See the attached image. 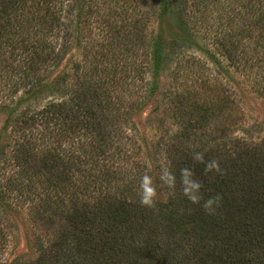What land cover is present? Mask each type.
Instances as JSON below:
<instances>
[{
	"label": "trees",
	"instance_id": "trees-1",
	"mask_svg": "<svg viewBox=\"0 0 264 264\" xmlns=\"http://www.w3.org/2000/svg\"><path fill=\"white\" fill-rule=\"evenodd\" d=\"M138 2L0 0V103L6 118L3 131L13 123V177L20 181V196L37 201L45 214L61 213L55 217L61 228L42 247L39 262L56 258L62 264H264V139L254 152L235 145L231 151L221 148L218 160L205 155V161L219 164L218 170L206 171L194 156L210 152L209 140L198 136V130L209 126L208 116L200 120L194 108L187 110L181 106L183 100L178 101L175 116L184 111L191 120L181 129L183 143L187 145L192 135L199 141L192 142L194 155L183 152L189 158L186 168L196 162L192 178L201 184L199 203L183 194L181 174L180 182L174 177V186L161 180L163 175L156 179L149 175L158 185L164 182L170 193L166 201L154 199L151 206L143 205L139 166H128L124 156L120 166L113 161L124 152L117 145L125 138L118 129L126 116L121 109L135 101L114 62L124 66L132 52L142 50L141 75H149L144 95H139L144 99L159 93L166 62L177 60L178 72H184L195 58L177 51L183 41H191L184 31L190 36L208 32L222 51L210 52L214 63H222V57L246 66L253 45L263 47L264 0ZM153 20L170 23L176 36L170 42L159 36L149 39ZM79 42L101 53L102 47H110L104 53L108 60L101 77L91 83L93 72L78 68L74 81L67 73L49 81L68 49ZM46 87L55 98L36 110L38 93ZM65 94L70 96L63 100ZM100 166L102 176L93 173ZM87 179L93 180L95 193L89 185L82 186ZM131 181L138 186L134 192ZM217 197L213 211H205L204 202ZM51 223L55 224L52 219ZM71 236L83 239L68 245Z\"/></svg>",
	"mask_w": 264,
	"mask_h": 264
},
{
	"label": "rangeland",
	"instance_id": "rangeland-1",
	"mask_svg": "<svg viewBox=\"0 0 264 264\" xmlns=\"http://www.w3.org/2000/svg\"><path fill=\"white\" fill-rule=\"evenodd\" d=\"M137 1L140 2V0ZM137 11L139 13L136 17H140V9L138 8ZM209 17L211 18L210 15ZM168 24L170 23L165 20H153L150 26L153 35H150L149 39L159 36L162 40L170 42V39L176 36L177 30L172 28V31ZM183 34L191 40V43L183 41V45L176 47L177 51L185 52L186 55L195 58H191L193 61L184 72H178L180 66L176 67L177 60L165 61L168 68L160 71V91L152 97L146 99L139 97V95H144V81L149 79L148 74L141 75L142 70H140L139 63L143 59L142 50L132 52L133 57L128 59V63L124 62V66L119 60L114 62V65H118V77H124L127 85H130L131 95H134L133 100L135 101L129 107L121 109V112H126V116L121 117L122 128L118 129H120V138H125L121 142L120 139L117 145H120L126 154L118 152L113 161L120 166L121 158L124 156L123 161H127L128 166L137 165V168L139 166L141 175H138L137 180L144 176L150 177L149 175H152V179L153 176L156 179L166 172L173 177H179L178 174H181V170L187 166L185 160L189 159L183 156V152L187 151L188 154L194 155L192 147L193 143L199 142L198 138L194 140L195 136H190L191 139L186 145L183 143L186 140L182 135L184 131L181 130L191 121L190 116H184V111L181 115H177L178 117L175 116V111L180 105L177 102L180 100H183V105H181L183 108L187 110L194 108L193 112L200 117V120L202 115L208 116L206 120L209 126L206 131L198 130L200 134L198 136L209 140L207 150L209 149L210 152L203 155L209 156L211 160L219 159L221 148L224 151L226 148L231 151L235 145L240 151L249 147L254 152V146L261 144L264 139V42H260L263 47L256 45L255 48V44L253 45L254 51L252 49L250 53L252 59L246 66L240 65L237 60L234 62L222 57H220L222 63L216 64L211 61L210 52L215 53L218 50L222 53V51L218 43L214 44L210 41L211 36L207 35L208 32L201 30L195 33L196 36L193 33L190 36L187 31ZM109 48L108 45L102 47L101 53V50H96L97 47L91 48L84 42L73 45L68 49L60 66L50 73L49 81L66 73L73 80L76 70L80 68L82 72L87 70L93 72L91 83H94L101 77L106 65L105 61L108 60L104 53ZM239 52L241 49L237 53ZM38 96L39 100L34 103L36 110L41 109L40 107L46 105V102L55 98L47 87L41 90ZM69 96L65 94L63 100L68 99ZM3 107L4 104L0 103V145L5 146H3L4 154L0 155V264H41L39 257L42 247L54 237L55 231L61 228L62 222L59 218L55 219L56 216L60 217L61 213L56 214L54 210V212L45 214L41 211V205L37 204V201L20 196L21 192L17 189L20 181L17 177H13V123L7 132L3 131L6 120L2 112ZM39 129L44 133L43 128L39 127ZM123 130L126 131L125 134H121ZM239 137L248 142L236 139ZM166 141L171 144L168 146L169 142L166 143ZM195 163L190 162L192 173ZM103 168L100 166L93 173L102 176ZM178 177L177 182H180ZM21 180L27 183L26 176ZM92 181V179H87L82 186L89 185L88 190L95 193L97 190ZM136 181L130 182V189L133 190L131 192L138 187ZM152 182L155 189L154 199L166 201L170 192H167L164 182L159 185L155 181ZM52 192L55 191L52 189ZM61 201L57 197V205L63 209ZM51 219L55 224L51 223ZM71 230L73 229H69ZM82 239L81 236L75 238L71 236L68 245L69 243L77 245ZM45 264L62 263L54 258Z\"/></svg>",
	"mask_w": 264,
	"mask_h": 264
},
{
	"label": "clouds",
	"instance_id": "clouds-1",
	"mask_svg": "<svg viewBox=\"0 0 264 264\" xmlns=\"http://www.w3.org/2000/svg\"><path fill=\"white\" fill-rule=\"evenodd\" d=\"M194 158L199 161L200 163L205 164L206 171H212L213 169L218 170L219 164L216 161H205L203 153H196ZM182 176V185H183V194L192 202V203H199L200 202V190L201 184L193 179V173L190 169H182L181 170ZM161 180L168 183L170 186H174V177L170 173H165L161 176ZM140 200L143 205L151 206L154 203L155 197V189L152 186L151 178L148 176H144L140 182V189H139ZM217 198H209L207 201L204 202V209L205 211L211 212L213 211V204Z\"/></svg>",
	"mask_w": 264,
	"mask_h": 264
}]
</instances>
